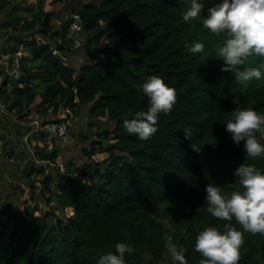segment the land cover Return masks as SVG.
Instances as JSON below:
<instances>
[{"label":"trees","instance_id":"16d2710c","mask_svg":"<svg viewBox=\"0 0 264 264\" xmlns=\"http://www.w3.org/2000/svg\"><path fill=\"white\" fill-rule=\"evenodd\" d=\"M45 1L35 0L22 20L13 7L10 21L3 23L13 31L9 49L16 60L8 62L16 61L18 74L9 76L0 64V101L18 117L29 113L36 96L43 114L63 107L76 117L87 107L92 119L107 117L112 128L98 133L85 154L106 151L108 156L83 163L79 173L71 165L46 174L37 161L54 163L59 149L33 144L36 158L21 174L32 187V176L39 174L47 200L62 211L71 207L72 213L59 217L53 211L37 214L36 206L23 212L7 208L0 223V264H98L116 254L117 243L134 249L125 253V264H143L146 256L153 264L168 253L166 235L184 248L188 264H199L196 236L206 227L223 232L228 223L207 212L206 186H218L222 194L242 191L233 175L241 164L264 174V157H246L244 142L235 144L225 130L236 109L264 115V68L260 80L248 82L221 71L217 50L225 37L211 34L200 21H183L191 0H76L70 11L80 16L83 46L96 47L100 59L75 69L66 62L74 45L68 35L71 17L56 26ZM197 2L206 17L207 9L222 0ZM4 3L0 0V10ZM196 43L204 45L202 53L189 51ZM261 64L264 59L252 57L240 70ZM154 75L176 90V103L169 114L159 115L156 133L141 141L123 122L147 111L142 85ZM35 132L45 142L48 132ZM257 139L264 143L259 133ZM6 145L3 153L12 157ZM257 251L256 256L240 249L239 264H260L256 257L264 262V241Z\"/></svg>","mask_w":264,"mask_h":264},{"label":"clouds","instance_id":"9594fccd","mask_svg":"<svg viewBox=\"0 0 264 264\" xmlns=\"http://www.w3.org/2000/svg\"><path fill=\"white\" fill-rule=\"evenodd\" d=\"M203 4L191 0L190 8L183 14V21H200L205 29L215 36H224L217 56L223 61V72H232L238 81L248 82L262 78L261 64L256 68L240 70L252 57L264 59V0H222L207 9L202 17ZM193 54L202 53L204 45L196 43L189 48ZM149 99L147 111L137 112L134 119L124 120L123 126L129 134L141 141L150 139L157 131L155 125L161 113L169 114L176 103V90L169 87L158 76H150L142 85ZM225 130L237 145L244 142L246 157H264V115L252 108L236 109ZM186 137L190 134L185 132ZM239 178L242 191L222 194L221 188L206 186L207 212L217 220L225 221L223 232L217 227H206L195 239V251L202 257L199 264H239L240 249L244 244V233L264 235V174L254 165L241 164L233 173ZM235 220L238 230L230 222ZM165 248L176 264H188L185 250L173 243V237H164ZM134 249L126 243H117L115 253L103 256L98 264H125V253Z\"/></svg>","mask_w":264,"mask_h":264},{"label":"rangeland","instance_id":"374dc122","mask_svg":"<svg viewBox=\"0 0 264 264\" xmlns=\"http://www.w3.org/2000/svg\"><path fill=\"white\" fill-rule=\"evenodd\" d=\"M3 8L0 10V64L4 71L9 76L18 74L16 61L9 63L10 58L16 57L10 53L9 47L13 45V41L9 35L13 31L4 22L10 21L9 13L14 8H19L20 11L16 14L22 19L28 18L26 8H32L35 0H4ZM88 1V0H83ZM76 0H46L44 9L52 11V22L56 26L71 17V6H75ZM68 35L73 38V46L66 52V62L75 69L84 62H92L100 59V55L96 47L88 48L83 46V38L85 34L82 32L70 33ZM38 40L41 38L37 37ZM20 50V49H18ZM20 52L17 53L19 55ZM0 76V81L2 80ZM40 98L35 97L34 101L29 106V113L24 117H18L15 113L9 112L0 101V223L6 220V210L24 211L26 206L35 207V213H43L45 211H53L59 217L68 216L72 213V208L67 207L62 211L57 207L56 203L51 199L47 200L48 193H43L41 190L42 183L39 181L41 176H32L34 179V187L24 177L21 172L25 165L33 161L36 155L33 151L32 145L38 143L50 148L55 145L59 149V156L54 163H46L37 161L38 165H43L46 174H55L62 172L71 165H74L76 171L80 172V167L85 162H101L106 159L108 152L95 151L91 156L85 154V150L90 151L91 142L99 140L98 133L105 129L110 130L113 126L111 120L107 117L92 119L87 107H84L79 116L74 117L71 113H67L66 109L60 107L55 113L48 110L46 114L42 112V106L38 105ZM59 120L66 124V132L59 136L49 133L46 140H37L36 130L46 122ZM40 129V128H39ZM41 130V129H40ZM7 141V148L5 151L13 150V156L8 157L3 153V142ZM110 143V138L102 140L103 145ZM53 188V187H52ZM238 230L242 229L239 227ZM264 241V235L244 233V244L242 250L249 251L256 256L258 255L259 244ZM149 257L146 256L143 264H150ZM260 264H264L260 258L256 257ZM153 264H176L173 261L170 253H165L160 262Z\"/></svg>","mask_w":264,"mask_h":264},{"label":"built area","instance_id":"2783aa9c","mask_svg":"<svg viewBox=\"0 0 264 264\" xmlns=\"http://www.w3.org/2000/svg\"><path fill=\"white\" fill-rule=\"evenodd\" d=\"M81 29H82V24H81L79 14L72 13L71 22L69 25V32L70 33H76V32H79ZM39 128L41 130H45L49 133L56 134L59 136L64 135L66 132V124L64 122H60V121H58V122L57 121L56 122L55 121L46 122L43 125H41Z\"/></svg>","mask_w":264,"mask_h":264}]
</instances>
